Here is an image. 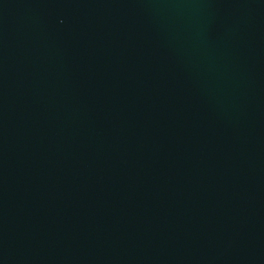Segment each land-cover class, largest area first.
<instances>
[{
    "label": "water",
    "instance_id": "95a60500",
    "mask_svg": "<svg viewBox=\"0 0 264 264\" xmlns=\"http://www.w3.org/2000/svg\"><path fill=\"white\" fill-rule=\"evenodd\" d=\"M0 264H264V0H0Z\"/></svg>",
    "mask_w": 264,
    "mask_h": 264
}]
</instances>
